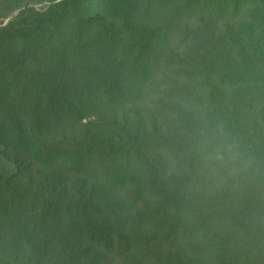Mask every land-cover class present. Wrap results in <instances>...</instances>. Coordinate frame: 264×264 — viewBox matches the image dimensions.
<instances>
[{
    "label": "trees",
    "instance_id": "1",
    "mask_svg": "<svg viewBox=\"0 0 264 264\" xmlns=\"http://www.w3.org/2000/svg\"><path fill=\"white\" fill-rule=\"evenodd\" d=\"M0 264H264V0H0Z\"/></svg>",
    "mask_w": 264,
    "mask_h": 264
},
{
    "label": "clouds",
    "instance_id": "2",
    "mask_svg": "<svg viewBox=\"0 0 264 264\" xmlns=\"http://www.w3.org/2000/svg\"><path fill=\"white\" fill-rule=\"evenodd\" d=\"M231 148L223 144L207 145L204 149V160L206 165L227 164L231 160Z\"/></svg>",
    "mask_w": 264,
    "mask_h": 264
}]
</instances>
